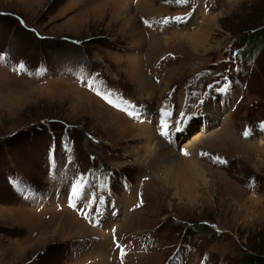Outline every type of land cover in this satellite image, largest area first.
<instances>
[{
	"label": "rangeland",
	"instance_id": "1",
	"mask_svg": "<svg viewBox=\"0 0 264 264\" xmlns=\"http://www.w3.org/2000/svg\"><path fill=\"white\" fill-rule=\"evenodd\" d=\"M260 24L264 0H0V264H243L264 248V46L241 43ZM170 152L203 178L164 174Z\"/></svg>",
	"mask_w": 264,
	"mask_h": 264
},
{
	"label": "snow or ice",
	"instance_id": "2",
	"mask_svg": "<svg viewBox=\"0 0 264 264\" xmlns=\"http://www.w3.org/2000/svg\"><path fill=\"white\" fill-rule=\"evenodd\" d=\"M186 2H187V0H176V3L177 4H182V3H186ZM172 19H174L176 21H180L181 20L180 17H175V18H172ZM168 22H169L168 19H165L163 21V23H168ZM144 23L147 24L148 26H151L148 21H144ZM0 60H3V56L2 55H0ZM24 69H25L24 64L23 63H20L15 70L17 72H19V71H23ZM88 86L92 90L96 91L97 95H102V98H104L109 104H112L114 107H119V104L116 103L111 98V93L102 94L100 91L96 90V88H95V82L94 81L88 82ZM225 90L226 89H221V91H225ZM121 110L127 112V114L129 116H134L135 115L134 112L128 111L127 108H122ZM161 115H162V120H161V124H160V135L163 136V137H167L169 135V132H168V124L166 122V117L170 116L171 113L165 111L164 109H162L161 110ZM181 115L183 116V113ZM258 127L261 129V131H264V122H261L260 125H258ZM180 131H182V128L180 126V122L178 121L177 124H176V127H175V132H180ZM250 134H251V132L248 129H245V131L242 133V135H244L245 137H248ZM185 154H187V153H185ZM201 155L207 156L209 154L208 153H201ZM212 159H213V162L214 163H216V162H218V163H227L226 161H224L220 157H213ZM14 186H16L18 188V190H20L21 192L24 191V186L22 185V183L20 181H15L14 182ZM85 186H86V181L84 180L83 177H81L80 179H78L72 185V188H71V191H70V195H69V206L70 207H75V201L81 199V197L84 195V188H85ZM91 202L92 203L103 204L104 201H103V198L102 197L97 200V198L95 197V195H93L92 198H91ZM96 211H99V208H97ZM117 247H120V246L117 245ZM121 255L122 256L124 255L122 248H121Z\"/></svg>",
	"mask_w": 264,
	"mask_h": 264
},
{
	"label": "trees",
	"instance_id": "3",
	"mask_svg": "<svg viewBox=\"0 0 264 264\" xmlns=\"http://www.w3.org/2000/svg\"><path fill=\"white\" fill-rule=\"evenodd\" d=\"M241 37V43L245 46H249V51L257 54L264 46V24L251 28L247 34ZM248 249L249 252L242 258L243 264H264V248L260 246H250Z\"/></svg>",
	"mask_w": 264,
	"mask_h": 264
},
{
	"label": "bare ground",
	"instance_id": "4",
	"mask_svg": "<svg viewBox=\"0 0 264 264\" xmlns=\"http://www.w3.org/2000/svg\"><path fill=\"white\" fill-rule=\"evenodd\" d=\"M141 134H146V136H143V137H147V138H149V140H151L153 138L152 133L149 134V132H148V134H147V132L144 131V132L138 133V136ZM150 149H151V151H154V148L150 147ZM170 154H167L165 156L163 155L164 157L161 160L162 161L161 170H162V172H164V174L167 175L169 173V174L173 175V173H177L178 174L177 176L179 177V181L180 180L186 181L187 179L197 178V177L203 178L202 173L199 170L198 162H196L195 160H192V159L191 160H185L182 162L183 165L180 167V169H179L180 173H179L176 161L174 160L175 155H172L171 152H170ZM160 157H162V155ZM174 177H176V176H174ZM168 182L171 183V181H168ZM185 183H183V184H185Z\"/></svg>",
	"mask_w": 264,
	"mask_h": 264
}]
</instances>
